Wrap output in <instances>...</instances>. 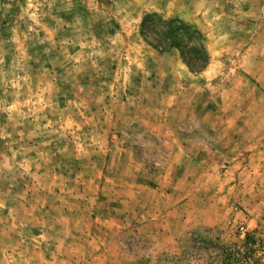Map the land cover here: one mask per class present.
I'll return each mask as SVG.
<instances>
[{
	"label": "rangeland",
	"instance_id": "1",
	"mask_svg": "<svg viewBox=\"0 0 264 264\" xmlns=\"http://www.w3.org/2000/svg\"><path fill=\"white\" fill-rule=\"evenodd\" d=\"M0 264H264V0H0Z\"/></svg>",
	"mask_w": 264,
	"mask_h": 264
},
{
	"label": "trees",
	"instance_id": "2",
	"mask_svg": "<svg viewBox=\"0 0 264 264\" xmlns=\"http://www.w3.org/2000/svg\"><path fill=\"white\" fill-rule=\"evenodd\" d=\"M139 35L157 51L177 50L191 72L199 73L209 63L202 33L178 18L146 14L140 23Z\"/></svg>",
	"mask_w": 264,
	"mask_h": 264
}]
</instances>
